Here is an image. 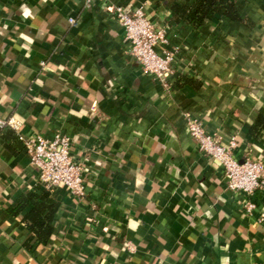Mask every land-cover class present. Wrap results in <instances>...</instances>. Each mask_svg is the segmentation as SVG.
Segmentation results:
<instances>
[{
  "label": "crops",
  "instance_id": "crops-1",
  "mask_svg": "<svg viewBox=\"0 0 264 264\" xmlns=\"http://www.w3.org/2000/svg\"><path fill=\"white\" fill-rule=\"evenodd\" d=\"M231 1L240 22L194 31L170 22V0H0V119L69 137L85 176L80 201L50 193V243L27 247L30 208L12 209L43 189L17 133L0 130V264H264V186L247 214L184 119L264 165V0ZM109 6L142 7L165 30L168 88L132 60Z\"/></svg>",
  "mask_w": 264,
  "mask_h": 264
},
{
  "label": "built area",
  "instance_id": "built-area-1",
  "mask_svg": "<svg viewBox=\"0 0 264 264\" xmlns=\"http://www.w3.org/2000/svg\"><path fill=\"white\" fill-rule=\"evenodd\" d=\"M94 3L107 7L108 0H86L87 5ZM108 10L123 30L132 60L145 75L153 77L164 88H168L167 79L172 71L174 53L166 49L165 30L156 29L142 7L125 10L123 6H109ZM68 23L74 26L76 21L70 18ZM184 119L187 133L198 151L219 163L226 177L227 189L243 195V209L251 214L256 209L252 197L264 186L263 163L237 159V143L234 138L224 144L220 138L207 133L197 118L185 114ZM3 129L17 133L28 156L30 168L43 190L53 193L56 189L63 188L76 201L85 197L84 169L70 154L69 137L61 133H54L49 139L40 135H22L21 124L12 118L0 119V130ZM263 220L264 214L260 213L259 222Z\"/></svg>",
  "mask_w": 264,
  "mask_h": 264
},
{
  "label": "trees",
  "instance_id": "trees-1",
  "mask_svg": "<svg viewBox=\"0 0 264 264\" xmlns=\"http://www.w3.org/2000/svg\"><path fill=\"white\" fill-rule=\"evenodd\" d=\"M170 22L177 26H188L194 31L202 28L215 16H222L230 22L241 19L231 0H170ZM29 207L25 216L28 230L33 235L34 245L47 246L53 234V220L57 212V204L51 199L49 192H29L13 206V213H19ZM30 242V241H29Z\"/></svg>",
  "mask_w": 264,
  "mask_h": 264
}]
</instances>
